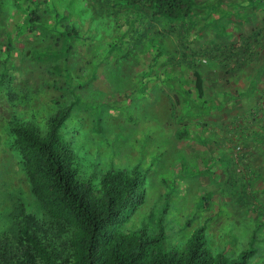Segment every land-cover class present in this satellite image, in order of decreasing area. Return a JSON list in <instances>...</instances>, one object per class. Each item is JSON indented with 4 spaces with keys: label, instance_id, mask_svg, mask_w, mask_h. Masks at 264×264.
I'll use <instances>...</instances> for the list:
<instances>
[{
    "label": "rangeland",
    "instance_id": "rangeland-1",
    "mask_svg": "<svg viewBox=\"0 0 264 264\" xmlns=\"http://www.w3.org/2000/svg\"><path fill=\"white\" fill-rule=\"evenodd\" d=\"M33 1L40 24L27 32L29 2L0 0V231L19 206L46 222L10 126L44 132L69 108L62 133L84 178L137 169L144 179L125 231L156 235L160 220L165 247L180 249L203 228L213 253L234 258L253 243L249 264H264V0H193L182 40L125 0ZM72 26L81 39L53 58L65 50L56 33ZM194 70L209 86L202 98ZM251 107L260 126L242 112Z\"/></svg>",
    "mask_w": 264,
    "mask_h": 264
},
{
    "label": "trees",
    "instance_id": "trees-1",
    "mask_svg": "<svg viewBox=\"0 0 264 264\" xmlns=\"http://www.w3.org/2000/svg\"><path fill=\"white\" fill-rule=\"evenodd\" d=\"M27 1L31 25L27 32H33L40 24L38 8L33 0ZM125 1L127 6L147 14L152 22H166V33H177L180 40L183 37L177 25L190 20L196 7L193 0ZM56 35L59 41L55 43L63 44L65 50L53 52V58L70 53L81 39L73 26ZM235 47L231 46L229 58L226 56L224 60L235 56L232 52ZM261 48L264 50V45ZM192 76L197 96L202 98L209 88L207 80L197 70L192 71ZM233 97L228 95L229 103H235L231 101ZM220 107L223 106L212 109L219 111ZM248 111L255 115L251 121L260 126L256 115L262 110L251 107L242 112ZM69 113V108H58L48 119L44 132L33 123H16L9 128L10 148L18 156L30 192L42 208L46 222L27 214L23 206L6 213L7 225L0 231V264H249L255 257L253 243L234 258L213 253L203 228L194 231L180 249L165 247L160 220L156 235L145 228L125 231L123 225L144 203V179L137 169L107 171L97 181L84 178L77 154L62 133Z\"/></svg>",
    "mask_w": 264,
    "mask_h": 264
}]
</instances>
